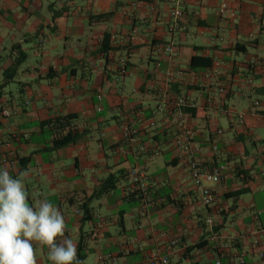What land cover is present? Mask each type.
<instances>
[{"label": "crops", "instance_id": "1", "mask_svg": "<svg viewBox=\"0 0 264 264\" xmlns=\"http://www.w3.org/2000/svg\"><path fill=\"white\" fill-rule=\"evenodd\" d=\"M177 1L185 29L170 33L167 0H0V170L26 172L29 203L47 199L64 215L66 237L78 248L86 238L83 264L101 255L115 264H262L264 0H229V20L221 0ZM169 43L174 56L159 50ZM171 70L183 75L171 81ZM176 98L195 108L189 124L205 169L232 164L206 184L209 207L190 156L173 145ZM67 116L65 133L80 138L57 150L41 123ZM128 123L138 131L131 140ZM135 169L149 181L132 197ZM111 174L121 176L117 188L95 197ZM35 247L38 264H52L49 249Z\"/></svg>", "mask_w": 264, "mask_h": 264}, {"label": "clouds", "instance_id": "2", "mask_svg": "<svg viewBox=\"0 0 264 264\" xmlns=\"http://www.w3.org/2000/svg\"><path fill=\"white\" fill-rule=\"evenodd\" d=\"M26 172L13 178L0 170V264H38L35 245L46 246L52 264H83L78 246L66 237L60 209L47 199L29 203Z\"/></svg>", "mask_w": 264, "mask_h": 264}, {"label": "built area", "instance_id": "3", "mask_svg": "<svg viewBox=\"0 0 264 264\" xmlns=\"http://www.w3.org/2000/svg\"><path fill=\"white\" fill-rule=\"evenodd\" d=\"M168 2L172 3L174 6L171 10V23L168 28L170 33H175L178 30L185 29L179 24V19L183 16V12L179 6V2L177 0H167ZM219 14L222 18L229 20L234 16V13L230 10L229 0H221L219 6ZM160 52L164 53L167 56H174L176 55V50L173 43L166 44L162 47ZM256 63H253V67ZM216 66H219L216 63ZM183 75L181 70H171L168 72L169 80H175ZM252 82V79L249 81ZM220 93L224 97L225 90L224 88H220ZM169 101L163 102L159 107L158 111L160 113H165L168 111ZM259 103H256L258 105ZM173 110L170 112L176 118V126L178 129L177 137L175 138L173 145L174 147L181 152H184L190 156L189 167L191 171V176L194 181V185L196 191L199 193L201 200L204 205L207 207L212 206L214 202V192L213 189L206 184H216L219 183L225 173L232 167V164H217L212 166L209 170L205 169L204 163L197 158V155L200 154V150L195 147L194 139H195V132L190 127V117L184 111V108H190L192 105L185 99L181 98L176 100L173 104ZM169 112V111H168ZM239 121H243L244 117L242 114L238 116ZM154 125V123H152ZM124 135L126 139L131 140L134 136L137 135V129L132 126L131 124H125L122 126ZM221 134V132H219ZM214 149L217 150V145L214 146ZM131 180H132V187L130 189L131 193H136L138 191L144 192L147 189L149 176L140 169H135L131 171ZM146 208L144 209V211ZM213 224L212 221L209 222ZM93 239L99 238V230L94 231L91 234ZM260 261L264 264V251H262L259 255ZM116 258L112 255H101L99 258V264H115ZM163 263H167V259L163 260ZM215 264H222L221 260H217ZM239 264H246L245 260L241 258L239 260Z\"/></svg>", "mask_w": 264, "mask_h": 264}, {"label": "trees", "instance_id": "4", "mask_svg": "<svg viewBox=\"0 0 264 264\" xmlns=\"http://www.w3.org/2000/svg\"><path fill=\"white\" fill-rule=\"evenodd\" d=\"M108 43H109V40L106 39L104 41V44H103V52H107L108 50ZM15 49H19V46L15 47ZM192 66L193 67H196V64L195 62L193 61L192 62ZM16 73V69H13L11 71H9L7 73V77H13V75ZM4 88V86H1L0 87V97H1V90ZM176 100H178L176 98ZM184 111L186 114H188L189 116H194L195 114V108L194 106H191L190 108H184ZM71 122H72V117L70 116H67V117H60V118H57L55 120H50L48 122H43L41 123V127L42 128H46V127H52V130L55 131V139H54V148L55 149H62V148H65V147H68L69 145L71 144H74L75 142L78 141V138L79 135L72 131V130H69L67 133H65L67 127H69L71 125ZM64 130V132H63ZM121 179V176H116L115 174H111L103 183H102V186L101 188L95 193V197H99L101 195H105V194H108L112 191H114L116 188H117V185L119 183ZM244 193L243 190H240L238 192L235 193V196H240ZM132 197H135L136 194H131ZM86 238L85 237H82L81 238V241L79 243V248H78V256H79V259L81 261H84L85 258H86V254H85V250L87 248V244H86Z\"/></svg>", "mask_w": 264, "mask_h": 264}]
</instances>
